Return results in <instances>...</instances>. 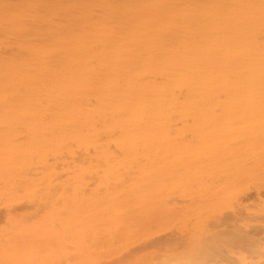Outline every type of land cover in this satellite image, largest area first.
<instances>
[{
  "label": "rangeland",
  "instance_id": "obj_1",
  "mask_svg": "<svg viewBox=\"0 0 264 264\" xmlns=\"http://www.w3.org/2000/svg\"><path fill=\"white\" fill-rule=\"evenodd\" d=\"M45 1L22 0L10 21L27 12L22 31L27 23L38 29L45 24L54 28L49 38L59 43L65 32L98 34L102 6H110L107 0ZM115 1L111 9L132 0ZM16 2L0 0V12ZM54 2L85 18L87 26L73 27L68 19L67 25L65 16L54 13ZM5 11L0 14V82L7 80L0 84L5 107L0 111V264H58L60 241L66 259L59 264H113L115 258L117 264H264V119H123V110L85 119L90 108L106 102L103 94L79 90L61 74H42L46 81L41 82L35 73L22 74L23 82L5 76L8 70L36 69L29 61L32 35L13 36L5 29ZM171 17L168 13L166 20ZM106 21L113 31L131 28ZM94 75L107 76L96 69L70 78L92 88ZM135 79L138 85L164 82L147 75ZM75 91L81 92L74 96ZM67 93L78 97L68 106L78 111L73 119L59 117L64 107L54 99ZM26 103L33 104L32 119H22ZM137 126L144 131L134 130Z\"/></svg>",
  "mask_w": 264,
  "mask_h": 264
},
{
  "label": "bare ground",
  "instance_id": "obj_2",
  "mask_svg": "<svg viewBox=\"0 0 264 264\" xmlns=\"http://www.w3.org/2000/svg\"><path fill=\"white\" fill-rule=\"evenodd\" d=\"M107 1L110 6L104 10L102 6L101 9L104 20L96 21L98 34L79 32L69 35L65 32L63 43L51 39L54 28L45 24H40V29L34 28L30 25L32 23L28 25L25 20L29 27L23 31L32 35L30 40L33 47L27 44L31 53L29 61L36 69H25L22 72L8 70L5 76L23 82L25 78H22V74L35 73L40 76L36 82H41L46 81L42 74H61L66 80L75 83V86L81 87L79 90L93 95L103 94L106 102H98L97 106L90 108L85 119H99L111 110H123V119H264V0H207L211 2L209 5L203 0H132L126 4L119 2L117 9L111 8L118 1ZM56 2L59 3V0ZM18 4L22 5V0L5 8L8 10L5 29L13 36L23 33L22 17L27 16V12H22L15 16L18 18L10 21ZM61 6L60 9L55 6L57 11L53 8L54 13L65 16V21L68 19L73 27L87 26L85 18H78L73 11L61 10ZM39 8L40 5L37 10ZM168 13L172 17L166 20ZM107 17L131 28L127 33L126 30L113 31L109 28ZM141 17L143 20L134 26ZM60 34L57 35L61 37ZM33 38L37 43L32 41ZM53 56L56 60H53ZM96 69L107 75H94L92 79L97 87L84 88L92 83L70 78L80 73L95 74ZM140 75L161 78L164 82L160 86L138 85L135 78ZM3 84L0 88L4 87ZM122 84L124 90L119 89ZM29 87L22 90V100ZM80 92L71 94L76 96ZM18 96L20 98L21 93ZM77 98L70 97L69 93L54 98L64 107L59 117L73 119L78 114V111H71L68 107L76 105ZM3 105L0 104V111H4ZM22 110H27L22 111V119H32L33 113L31 115L29 111L34 110L33 104H22ZM112 119L118 118L114 116ZM124 129L122 127L121 131H132L127 127ZM83 130L69 128L70 132ZM90 130L86 128L85 131ZM134 130L144 131L138 126ZM58 248L62 253L57 259L59 264L66 259L63 253L66 250L65 243L60 241ZM123 257H119V260ZM115 259L113 264L118 263H115Z\"/></svg>",
  "mask_w": 264,
  "mask_h": 264
}]
</instances>
